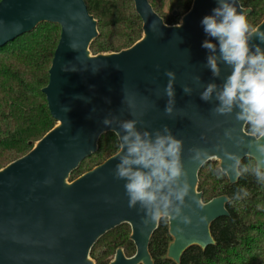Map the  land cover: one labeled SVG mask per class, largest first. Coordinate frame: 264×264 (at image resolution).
Here are the masks:
<instances>
[{
  "label": "water",
  "instance_id": "obj_1",
  "mask_svg": "<svg viewBox=\"0 0 264 264\" xmlns=\"http://www.w3.org/2000/svg\"><path fill=\"white\" fill-rule=\"evenodd\" d=\"M134 1L143 20L142 38L128 49L101 54H93L90 48L100 32L85 0L0 1V47L42 22L61 26L49 83L43 89L57 124L27 155L0 169V264H96L90 252L97 240L126 223L131 225L136 252L126 256L119 247L110 264H155L149 247L160 223L145 224L139 205L129 207L125 182L114 177L122 149L70 180L71 173L98 149L103 134L114 132L120 142L119 123L126 119L140 120L141 131L167 124L183 141L182 161L190 183L183 213L191 223L168 219L173 240L167 257L179 264L193 245L204 250L216 243L211 225L229 215L230 198L223 194L203 202L198 182L205 164L193 161L190 149H206L214 157L210 161H218L217 167L232 163L225 151L242 160L258 155L250 147L255 138L235 113L214 114L215 94L209 102L200 99L204 86L222 85L230 74L222 64L220 77H213L205 66L208 50L202 43L208 37L201 20L212 13L217 0H194L175 25L166 24L150 0ZM236 5L238 11L251 12L239 0ZM262 36L264 20L254 29L250 43L264 48ZM165 70L176 73L171 116L164 111ZM184 85L193 89L191 95L183 92ZM106 117L116 119L105 126ZM228 178L231 183L239 179Z\"/></svg>",
  "mask_w": 264,
  "mask_h": 264
},
{
  "label": "trees",
  "instance_id": "obj_2",
  "mask_svg": "<svg viewBox=\"0 0 264 264\" xmlns=\"http://www.w3.org/2000/svg\"><path fill=\"white\" fill-rule=\"evenodd\" d=\"M1 1V0H0ZM194 0H150L154 10L166 24H179ZM250 8L248 23L255 29L264 20V0H239ZM89 12L98 20L99 36L91 43L93 54L120 52L142 38L143 20L134 0H85ZM175 11V13H174ZM61 37V26L42 22L33 31L0 47V169L30 152L57 120L50 113L43 91L48 85L49 71ZM246 131L249 133L246 126ZM98 149L85 158L70 175L75 180L81 174L104 163L121 149L114 132L103 134ZM254 166V159L242 160ZM217 163L208 161L199 171L198 190L203 202L227 195L229 215L211 225L216 243L202 249L193 245L182 255L179 264H264V183H258L250 173L231 183L228 176L218 178ZM245 187L250 196L234 199L238 188ZM150 242V254L155 264H178L167 257L172 237L168 219L159 222ZM131 225L122 224L100 237L90 252L96 264H110L119 247L126 256L136 252L131 240Z\"/></svg>",
  "mask_w": 264,
  "mask_h": 264
},
{
  "label": "clouds",
  "instance_id": "obj_3",
  "mask_svg": "<svg viewBox=\"0 0 264 264\" xmlns=\"http://www.w3.org/2000/svg\"><path fill=\"white\" fill-rule=\"evenodd\" d=\"M201 24L208 37L202 43V47L208 50L205 66L213 77H220L222 64L230 74L222 85L210 82L204 86L200 99L209 102L215 94L218 103L211 111L217 115L235 113V119L247 126L250 136L255 138L250 147L258 154L254 157V166L250 167L251 162L244 163L238 154L225 151V158L232 163L217 167L216 175L218 178L230 175L238 179L250 173L258 183H264V48L250 43L254 29L248 23L247 13L242 9L238 11L236 0H217V6L210 15L202 18ZM261 40L264 42V36ZM165 75L168 82L164 88L167 97L164 111L171 116L176 105V73L165 70ZM195 79L200 82L199 76ZM182 88L185 94H192L191 87L184 85ZM114 119L106 117L103 124L110 126ZM140 123L138 119L119 123L123 132L119 137L122 152L118 156L114 177L125 182L129 207L139 205L144 212L145 224L169 218L191 223L183 213L186 198L190 195V183L182 161L183 141L167 124L154 131H141L137 128ZM225 135L230 137L229 132ZM190 151L193 161L200 165L214 159L206 149L192 148ZM248 196L250 192L245 187L234 193L236 200Z\"/></svg>",
  "mask_w": 264,
  "mask_h": 264
},
{
  "label": "rangeland",
  "instance_id": "obj_4",
  "mask_svg": "<svg viewBox=\"0 0 264 264\" xmlns=\"http://www.w3.org/2000/svg\"><path fill=\"white\" fill-rule=\"evenodd\" d=\"M216 163H218V161H216Z\"/></svg>",
  "mask_w": 264,
  "mask_h": 264
}]
</instances>
